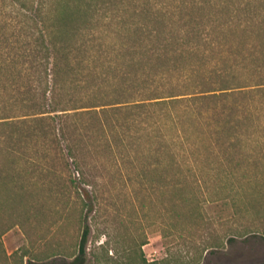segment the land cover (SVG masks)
<instances>
[{
    "label": "trees",
    "instance_id": "obj_1",
    "mask_svg": "<svg viewBox=\"0 0 264 264\" xmlns=\"http://www.w3.org/2000/svg\"><path fill=\"white\" fill-rule=\"evenodd\" d=\"M56 173L81 205L67 264L106 184L152 194L162 234L219 202L221 234L260 232L264 0H0V234Z\"/></svg>",
    "mask_w": 264,
    "mask_h": 264
},
{
    "label": "rangeland",
    "instance_id": "obj_2",
    "mask_svg": "<svg viewBox=\"0 0 264 264\" xmlns=\"http://www.w3.org/2000/svg\"><path fill=\"white\" fill-rule=\"evenodd\" d=\"M53 165L51 162V170L55 169ZM58 165V171L64 170ZM59 175L56 173V179L45 177L49 183L43 189H31L38 200L24 201L17 225L0 234L5 252L0 250V264H67L76 255L81 205L77 190L67 185L63 188ZM96 195L97 212L87 218L91 231L85 264H264V217L256 234H221V220L234 219L233 210L219 202L205 206L210 224L202 231L162 234L155 220L152 194L106 184ZM249 218L248 222L256 219L246 214L239 223ZM228 236H235V242L228 243ZM220 242L223 245L218 247Z\"/></svg>",
    "mask_w": 264,
    "mask_h": 264
}]
</instances>
